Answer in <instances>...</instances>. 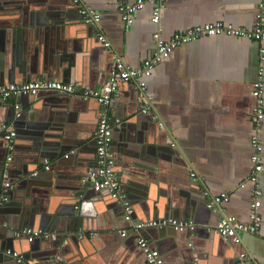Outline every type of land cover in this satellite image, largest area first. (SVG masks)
Instances as JSON below:
<instances>
[{"label":"crops","instance_id":"1","mask_svg":"<svg viewBox=\"0 0 264 264\" xmlns=\"http://www.w3.org/2000/svg\"><path fill=\"white\" fill-rule=\"evenodd\" d=\"M79 1L83 6L96 10L101 16V21L93 24L92 37L97 40L98 35H104L109 39L111 45L107 50L111 53V59L108 67L111 66L114 56L121 58L127 66L141 65L151 53L153 32L160 33L161 39L168 41L175 33L216 22L250 30L259 13L260 3V0H166L159 21L154 25L150 21L153 3L146 2L144 7L135 13L132 24L126 25L121 21L117 6L121 3L132 4L136 0ZM0 3L3 7V10H0V31L6 33L3 40L0 35V66L3 67L4 75L3 83L0 82V85L8 84L7 79L12 80L13 82L9 83L13 84L36 79L57 80L77 87V93L71 99L41 91L37 102L43 121L36 122L31 117L24 119L26 123H49L52 120L53 125L54 118L57 119L61 114L52 108L54 105H51L50 100H63L65 108L59 110L61 113L64 111L61 122L58 123L63 128L60 136L72 134L73 138L69 140L72 143L65 148L64 153L59 154L58 160L53 157L45 160L50 166L55 165L56 170L62 172L60 179L52 178L73 194L74 188H79V183H82L87 176L88 169L97 165L93 133L100 108L96 101H83L81 94L87 88L99 89L105 82L106 76H97L96 70V66H99L103 59L100 53L95 59L91 57L92 46L87 48V54L83 53L85 43L83 36L87 33L85 29L77 28L78 24L74 27L72 24H56L60 21L57 19L58 15L64 20H66L65 14H69L75 20L79 18L69 0H3ZM74 46L79 47L80 52H72ZM62 56L66 59L63 66L54 63L49 66L52 61ZM43 69L46 70L47 75H51L50 78L40 76ZM259 69L263 70L264 82V42L229 36L207 37L179 45L169 57L159 62L147 79L144 98L139 97L132 84H120L118 87L116 101L108 108V113L116 129L126 124L135 134H139L134 136L135 134L130 132L135 137V144L142 147L131 150L133 161L136 160L134 163H139L142 157L143 159L151 157V154L157 152V147L163 146L170 151L167 152L176 163H182L184 169L188 171L183 177L175 176L174 190L171 189V192H177L175 186L180 179L188 186L186 200H190L189 194L193 195L191 190L195 192L197 200L203 202L205 199L206 203L212 196L219 194L228 196L226 203L216 205L210 212L206 211L207 207H203L202 216L194 218L195 221L202 223L198 225L197 234L193 238V243L197 244V247H192V253L187 254L190 257L188 262L182 256L183 253H188L186 250L183 249L182 252L175 250L176 245L182 243L184 237L181 235L177 234L174 240H167L166 249L164 243L160 244V240H154L153 234H145L149 239L147 241L159 251L166 264H242L239 260L240 253L248 257L249 262L245 264L250 262L264 264V170L259 176L261 206L258 213L261 217V229L258 234H240L239 245H231L223 243L219 235L209 233L214 227L206 224L230 215L241 223H250L248 213L252 195L247 178L251 169L250 155L253 151L250 140L255 133L251 123L252 109L255 106L251 96V85L257 80ZM11 100L14 99L0 102L15 107L16 104H11ZM19 105L21 108L17 113L31 111V104L28 101H23ZM143 109H146L147 113H143ZM20 117L21 115L18 118ZM130 119L132 120L129 122ZM13 131L16 133L14 152L18 155L24 154L28 149L26 144L30 145L31 139H18L16 128H13ZM46 132L50 133L51 130L47 129ZM128 132L125 131V134L127 135ZM258 137L263 145L264 165V118ZM123 143L125 142L114 143L112 140L110 148L115 159L113 171L121 185L122 178L127 183L132 182V176L125 173L126 166L123 162V160L129 162L131 158H123L125 156L121 158L119 154L120 150H124ZM65 155L69 157L65 158ZM135 155L140 156L137 159ZM4 156L5 150L0 147V163ZM56 162L60 163L55 164ZM87 164L90 166L85 167ZM158 165L160 167V164ZM43 167L41 174L45 175L44 172L49 171L43 170ZM159 171L160 168L154 171V181L150 185H161L164 178H167ZM191 173L194 174L193 178L190 176ZM143 181L139 180L135 186L133 182L124 185L132 192H137L139 184ZM45 182L52 181L47 179ZM241 184L245 186L240 187ZM15 185L17 187L13 196L16 202L20 200L19 195H21V203L30 201L28 200L31 195L30 190L24 191L21 189L22 185ZM147 187L157 192L149 185ZM97 193V198L101 196L102 199L97 204L100 215L103 218L106 215L110 216L107 209L110 203L103 199L105 198L103 195H99L101 192ZM203 193H208V196L202 197ZM86 194L89 196L92 191L87 190ZM125 194L132 203V196ZM137 209H139L138 214L143 216V212H139L142 211L139 206ZM192 220V218L188 219V221ZM104 223L106 222L102 221L104 228L100 230L98 228L101 226H95V230L84 232L87 235L92 234L93 238L88 242L84 241L85 247H81L80 251L72 244V240L67 239L52 252L55 257L50 258V264L56 262L55 259H59L56 258L58 255H72L69 256L72 260L78 257L82 261L80 264H134L133 257L139 264L141 256L135 257L134 252L129 253L127 257V251H123L124 258L116 257L114 251L118 246H112L113 230L108 229L109 226ZM120 224V230H130L123 220L117 223L118 226ZM35 227L37 230H43V235L39 239L59 233L56 231L51 233L47 231L48 228ZM12 232L15 239L3 234L0 239V249L12 244L14 251L25 253L29 261L36 264L39 259L36 249L39 245H34L35 249H30L17 239L18 231L12 230ZM63 234L67 233L63 232ZM104 251L105 255L102 254Z\"/></svg>","mask_w":264,"mask_h":264},{"label":"water","instance_id":"2","mask_svg":"<svg viewBox=\"0 0 264 264\" xmlns=\"http://www.w3.org/2000/svg\"><path fill=\"white\" fill-rule=\"evenodd\" d=\"M3 1V0H0ZM1 4V3H0ZM71 4V3H70ZM74 7L73 5H71ZM75 8V7H74ZM0 10H3V7L0 5ZM78 17L76 20L74 18H71V16L68 14H65V19L58 15L57 19L60 21H57L56 24H72L74 27L75 24H78V27H82V29H85L87 33L84 38V54H87V48L92 46V53L91 57L95 59V57L100 53L103 61L99 66H96L97 70V76L99 77H105L107 74V71L109 70L110 66L108 67V64L110 63L111 59V53L108 52L106 48L102 46L100 42H97L94 37H92L93 32L92 29L94 25L92 24H84L81 20V17L75 8ZM59 17V18H58ZM5 31H0L1 40L3 38L5 39ZM5 42V41H4ZM78 48L77 50H75ZM80 52L79 47L74 46L72 52ZM68 57V56H67ZM64 56L52 61L50 65L53 63L57 66H63ZM96 61H94V64ZM45 68V67H44ZM3 67L0 66V82L3 83ZM42 78H50L51 75H47L46 70L43 69V72L40 75ZM10 77H12V73L10 72ZM12 79V78H11ZM2 80V81H1ZM36 80V79H31ZM8 84H13L9 82H13L12 80L7 79ZM7 85V84H5ZM103 85V83H102ZM101 85V86H102ZM125 85V84H124ZM96 87L87 88V90H95ZM77 90V87H76ZM50 94H55L58 97H66L64 99H71L73 98L75 94H66V95H59L57 92L53 91H47ZM40 93V92H39ZM39 93L35 96H20L13 98L14 100H11V104L15 103L19 109H15V107L11 106L9 103L7 105H3L0 102V147H2L5 150V156L1 159L0 163V239L3 237L2 235H7L9 238H13V232L12 230L20 231L26 228H31L33 230H37V228L46 229L47 231H50L53 233L54 231L59 232L55 235H49L46 238L41 239H34L32 242H28L25 237L22 235L19 236L17 239L20 240V242L25 243L26 246H28L30 249H35L34 245H39L36 249L39 254V259L36 264H50V258L55 257V254L52 253L54 250H57L56 248L60 247L67 239L72 240V244L76 245L78 248L77 250L80 251L81 247H85L83 245V242H88L91 239L88 238V235L85 234V231L89 230H95V226H101L98 229H102V221L106 222L104 223L106 226H109L108 229L113 230V235L111 236L112 239V246L116 247V250L114 253H116V257L119 259L120 257L124 258L122 256L123 251H127L126 255L128 257L129 253L134 252L135 257L141 256L140 262L145 263L144 258L142 256L141 250L136 246V240L137 238L141 237L146 240H149L148 237L145 236L153 234L154 240H160V244L164 243L165 248L167 249V240H174V237H177L176 235H181V237H184L182 239V243L179 245H176L175 248L176 251L182 252V250H186L188 253H183V258L186 262L190 260V257L187 256V254L192 253V247L196 246L193 243L194 235L197 234V228L198 225H200V221H195L194 218L196 216H202L204 213L203 207L206 208V201L203 200V202H200L197 200L195 196V192L191 190L192 194H189L190 200H186V192L188 191V186L186 185V182L179 179V182L177 184L176 189L177 192H171V189L174 188V184L176 181L175 176H181L183 177L185 174L188 173V171L183 166L182 163H176V160L172 158L170 151H168L166 148L164 149L163 146L156 148V153L151 154V157H146L141 159L139 163H134L136 160L133 161V154L131 150L133 149H142L141 145L135 144V137L133 135L135 134L129 125L123 124L120 126V129L113 128V138L114 141L125 142L123 143L124 150L119 151V154L121 158H131V161H124L125 173L132 176V182L135 186L137 183H139V180H144L142 184H139V190L137 192H132L128 187L126 188L124 184H131L127 183L125 179H121L122 185L121 190L125 193H128L132 196L133 199L132 203L130 201L131 208L133 210V216L132 220L133 222H142L146 223L147 221L151 220H159V219H175V220H188L192 218L193 223L195 224V228L193 230H174L170 226H155V227H144L143 229H139L138 232H133L130 230H124L125 236L119 235V231L121 229V224L118 226L117 223H121L123 220V211L121 206L119 207V203L117 200H113L110 198V195L107 191H102L99 195H103V199L107 201V203H110L108 206V215L103 218L100 215V208L97 206V204L102 200L100 197L97 198L98 193L93 192L92 185H90L85 178L82 180V183L80 184L79 188H74V193L71 194L69 190H66L62 185H60L59 182L56 180L60 179V173H62L60 170H56L55 165H49L48 167V173L44 172V174H41L44 160L50 157H53V159L58 160L59 154H62L65 152V148L70 146L72 141H69L70 138H73L72 134H65L64 137L60 136V132L63 131L62 126L58 125L59 122H61L62 115L64 114V111L59 112L60 109L65 108L63 104V100L61 99H52L50 100L52 108L56 110L61 115H58L57 119L54 118V122L52 125V120L43 123H26L24 119L27 117L34 118L36 122H42L43 117L40 115V109H39V102L38 97ZM57 98V97H56ZM23 101H28L29 104H31V111L28 112H21V117H14V114H17V110H20V103L22 104ZM56 101H59L56 102ZM84 101V100H83ZM116 101V98L112 100V102L108 105V108ZM99 108L101 110L102 105L98 104ZM5 115V118L3 116ZM52 116V115H51ZM42 117V118H41ZM132 119L129 120V122ZM128 122V120H125ZM7 124V129H2V125ZM52 128H51V127ZM50 127V128H49ZM16 128L17 130V138L22 140H30L31 144L27 145L26 148L27 152L24 154L19 155L14 152L15 145L13 147V150L11 152H8L5 149L6 141L4 140V135L11 129ZM51 130L50 133L46 132V130ZM125 131H129L128 134H125ZM133 135H131V133ZM139 134L136 133L134 136H138ZM16 137V135H15ZM14 137V141L15 138ZM140 137V136H139ZM67 138V139H66ZM140 141V139H139ZM139 143V142H138ZM14 144V143H13ZM78 144V142L76 143ZM169 153H168V152ZM10 155L12 158L8 164L5 165V159L7 155ZM136 156V155H135ZM140 155H137L136 158L138 159ZM69 157V155H67ZM65 157V158H67ZM165 161V162H163ZM60 162H56L55 164H59ZM160 164V167H158ZM5 165V166H4ZM90 165L87 164L85 167H89ZM161 173H164L166 175V179L164 178L163 183L161 185L159 184H151L153 182L155 174L154 171L159 169ZM37 170H40L38 173L35 172ZM89 171V169H88ZM87 171V172H88ZM35 172V173H33ZM33 173V175H32ZM52 177H55L56 180H54ZM85 177V176H84ZM49 179L52 182L46 183L45 181ZM188 180L190 182V178L188 177ZM17 181H20L18 183ZM8 184L10 188L7 189V191L3 192V186L5 184ZM20 184L22 185V188L24 191L29 189L31 192L30 195V201L21 203V195H19V199L16 202V198L13 196L14 192L16 191V185ZM150 186L153 189H156L157 192L155 193L151 189H149L147 186ZM160 189V190H158ZM87 190L92 191V194L87 196ZM174 190V189H173ZM202 194V192L200 193ZM71 196L73 198H71ZM202 196V195H201ZM3 197H7L6 201H3ZM75 197V198H74ZM203 197V196H202ZM131 198V197H130ZM100 199V200H99ZM202 198H200L201 200ZM91 206H89V204ZM203 203V204H202ZM138 206L143 212V216H140L138 214ZM10 207V208H9ZM92 207V208H91ZM88 208V209H87ZM91 208V209H89ZM214 209V208H213ZM213 209L206 208L207 212L212 211ZM119 211V213H118ZM8 212V213H7ZM51 214L57 215L52 216ZM163 216V217H162ZM137 218V219H136ZM218 220H212L209 223H206L209 226L215 227ZM127 227H130V224L125 222ZM12 228V230H10ZM83 231L81 233V231ZM43 231V230H42ZM158 231V232H155ZM63 232H66L67 234H63ZM105 232V231H103ZM156 233V234H155ZM215 235H218L216 230L212 228L211 232ZM158 234L160 236H158ZM160 237V238H159ZM220 240L223 243H229L231 245H234L230 242L229 239H225L221 236H219ZM15 239V238H13ZM127 239V240H125ZM181 239V238H180ZM8 240V239H7ZM239 245V244H238ZM41 246V247H40ZM52 248H55L52 250ZM170 248V247H169ZM13 252H16L13 250V245H9L8 247H5L3 249H0V264H33L29 261V257L25 253H18L22 256V262L17 263L15 258L11 256ZM78 253V252H77ZM103 255L106 254L104 251L102 253ZM72 255H58L55 259L56 262L54 264H80L81 259L76 257L74 260H72ZM192 259V257H191ZM6 261V262H5ZM134 264H137L135 261V258L133 257ZM79 262V263H75ZM139 262V264H141ZM146 264V263H145Z\"/></svg>","mask_w":264,"mask_h":264},{"label":"built area","instance_id":"3","mask_svg":"<svg viewBox=\"0 0 264 264\" xmlns=\"http://www.w3.org/2000/svg\"><path fill=\"white\" fill-rule=\"evenodd\" d=\"M69 1L71 5L77 9L81 20L84 23L93 25L98 24L101 21V16L96 10L83 6L79 0ZM165 1L166 0H136V2L132 4H119L117 10L121 16V21L126 25H131L135 13L141 10L146 2H152L153 8L150 15V21L156 25L159 21L161 11L165 7ZM215 36L240 37L252 41L264 42V0H260L259 13L256 15L254 26L250 30L237 28L231 24L216 22L213 24L193 27L181 33H175L172 39L168 41L161 39L160 33L153 32V46L151 53L144 61H142L141 65L138 67H130L127 66L121 58L114 56L103 85L96 90H83L81 94L82 100H93L102 105L97 117L96 128L93 133L97 165L95 168L88 171L85 180L92 185V190L94 192L107 191L111 199L118 201L123 211V221L130 224V229L133 232H138L139 229H143L144 227L155 226H170L174 230L179 231L184 229L193 230L195 224L193 221L175 219L151 220L146 223L140 221L136 223L133 222V210L130 201H128L126 194L121 190L120 183L113 171L115 159L110 148L114 126L113 120L108 113V105L117 97L120 84H132L135 86L139 97L144 98L147 89V79L152 75L153 69L159 62L169 57L176 47L202 38ZM97 40L104 48H110V41L104 35H98ZM261 52H263V50H261ZM263 88V70L259 69L258 78L251 85V96L255 101V106L252 109L251 114V123L255 133L250 140L253 151L250 155L251 169L247 178V182L251 185L250 191L252 195L248 213L250 223H241L236 217L230 215L218 220L214 227L219 236L229 239L234 245L240 243V234H258L261 229V217L258 213V209L261 206L259 176L264 170V165L262 157L263 145L260 143L258 135L264 118ZM41 91H53L57 92L59 95L77 93L74 84H66L57 80H33L21 84L0 85V101L5 102L8 99L20 96H35ZM15 109H19V107L16 105ZM142 112L147 113V110L143 109ZM19 116L20 113L18 112L15 117ZM1 127L5 130L8 128V125L4 124ZM15 135L16 133L13 129L9 130L4 135V140L6 141L5 149L8 152L13 150ZM65 157H67V155H65ZM11 158L12 157L8 154L5 159V165L10 162ZM48 167V162L44 160L43 170L48 171ZM190 176L193 178L194 174L191 173ZM244 186V184L240 185V187ZM8 188L10 187L6 183L3 186L2 191L5 192ZM207 196L208 193H203V197L206 198ZM6 200L7 197H3V201ZM227 201L228 196L226 194H219L212 196L207 202L206 207L208 209H213L216 205L226 203ZM125 232L126 231L124 230L120 231L119 235L125 236ZM16 234L17 237L21 235L25 237L28 242H32L34 239L43 235L41 230H33L31 228L18 231ZM88 238L92 239L93 235L89 234ZM136 246L141 250L146 264H166L159 251L154 249L144 238H137ZM11 256L15 258L17 263L22 262V256L17 252H13ZM239 260L242 264L249 262L247 255L244 253L239 254ZM51 264H54V262ZM250 264L252 263L250 262Z\"/></svg>","mask_w":264,"mask_h":264}]
</instances>
